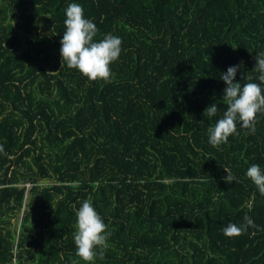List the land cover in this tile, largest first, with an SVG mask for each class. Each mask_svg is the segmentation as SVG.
Here are the masks:
<instances>
[{
	"label": "trees",
	"instance_id": "trees-1",
	"mask_svg": "<svg viewBox=\"0 0 264 264\" xmlns=\"http://www.w3.org/2000/svg\"><path fill=\"white\" fill-rule=\"evenodd\" d=\"M71 3L95 42L122 39L108 81L61 66ZM262 51L264 0H0V264H85L84 200L111 232L94 264H264V196L246 176L264 171V113L208 143L221 74L259 83ZM246 214L257 228L223 235Z\"/></svg>",
	"mask_w": 264,
	"mask_h": 264
},
{
	"label": "clouds",
	"instance_id": "clouds-1",
	"mask_svg": "<svg viewBox=\"0 0 264 264\" xmlns=\"http://www.w3.org/2000/svg\"><path fill=\"white\" fill-rule=\"evenodd\" d=\"M64 34L60 40L61 66L78 70L90 81H108L112 75L110 65L118 60L122 48V39L118 36L107 34L99 42L94 41L98 29L96 25L84 16V9L78 3H71L65 10ZM235 49V48H234ZM241 65L231 66L226 73L221 74V79L226 87L223 89L221 101L227 106L222 118L208 129V143L212 147H219L228 142L229 136L237 133V123L249 133H255L257 114L264 113V51L255 56L253 71L258 73L256 79L259 83L248 82L241 85L236 81V74ZM249 81L252 77H248ZM218 112L216 103L206 107L203 115L213 117ZM0 153L4 152L0 145ZM227 173L222 179L226 184H232L236 177L228 168H223ZM246 176L254 183L261 196H264V171L257 164H252L246 171ZM75 224L73 232L75 255L85 264H94L97 257L103 260L108 249V239L111 232L98 214L90 200H84L75 211ZM249 227L257 228L249 215L244 216V223L237 225L229 222L222 228L223 235L228 238L239 237ZM97 249L99 251H97ZM72 264H79L73 260Z\"/></svg>",
	"mask_w": 264,
	"mask_h": 264
}]
</instances>
